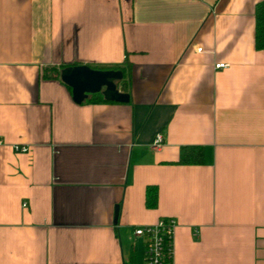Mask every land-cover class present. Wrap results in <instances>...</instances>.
<instances>
[{
  "label": "crops",
  "instance_id": "1",
  "mask_svg": "<svg viewBox=\"0 0 264 264\" xmlns=\"http://www.w3.org/2000/svg\"><path fill=\"white\" fill-rule=\"evenodd\" d=\"M258 1L0 0V264H143L133 228L162 217L169 264H264ZM112 63L126 103L55 76Z\"/></svg>",
  "mask_w": 264,
  "mask_h": 264
},
{
  "label": "water",
  "instance_id": "2",
  "mask_svg": "<svg viewBox=\"0 0 264 264\" xmlns=\"http://www.w3.org/2000/svg\"><path fill=\"white\" fill-rule=\"evenodd\" d=\"M122 76L120 69H94L86 64L67 65L59 71V79L69 87L75 103H81L88 94L98 92L106 101L128 102V94L117 88V81Z\"/></svg>",
  "mask_w": 264,
  "mask_h": 264
},
{
  "label": "built area",
  "instance_id": "3",
  "mask_svg": "<svg viewBox=\"0 0 264 264\" xmlns=\"http://www.w3.org/2000/svg\"><path fill=\"white\" fill-rule=\"evenodd\" d=\"M224 66L225 64L221 62L214 63V68ZM161 142V135L157 133L153 136L150 146L157 149ZM12 148L16 152L27 151V145L13 144ZM174 227L175 221L173 218L162 217L153 223L133 228V235L142 238L141 258L143 264H169L171 262Z\"/></svg>",
  "mask_w": 264,
  "mask_h": 264
},
{
  "label": "trees",
  "instance_id": "4",
  "mask_svg": "<svg viewBox=\"0 0 264 264\" xmlns=\"http://www.w3.org/2000/svg\"><path fill=\"white\" fill-rule=\"evenodd\" d=\"M254 47L256 49L264 48V0H260L254 5ZM124 62V61H123ZM75 65V64H74ZM94 69H120L122 71V63L112 64H86ZM65 67V66H64ZM63 68V67H62ZM60 71V69H59ZM59 71L55 76L59 77ZM120 81H117V84ZM124 89V86L123 88ZM94 102H111L103 99L102 95L98 93L88 94L83 101ZM202 149L198 146H181L178 152L176 163L179 164H198L201 162ZM156 203V188L154 186H146L144 191V204L148 208H153Z\"/></svg>",
  "mask_w": 264,
  "mask_h": 264
}]
</instances>
